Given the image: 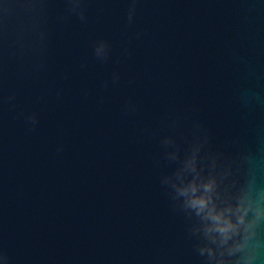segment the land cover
<instances>
[{
	"label": "water",
	"instance_id": "1",
	"mask_svg": "<svg viewBox=\"0 0 264 264\" xmlns=\"http://www.w3.org/2000/svg\"><path fill=\"white\" fill-rule=\"evenodd\" d=\"M73 2L0 0V262L205 264L168 153L264 185V0Z\"/></svg>",
	"mask_w": 264,
	"mask_h": 264
},
{
	"label": "clouds",
	"instance_id": "2",
	"mask_svg": "<svg viewBox=\"0 0 264 264\" xmlns=\"http://www.w3.org/2000/svg\"><path fill=\"white\" fill-rule=\"evenodd\" d=\"M78 7V0H74ZM104 47L101 42L99 52ZM196 136L185 148L171 149L177 161L163 177L179 206L194 217L191 231L205 264H255L264 252V185L258 182L250 153L239 161L205 148ZM2 264V262H0Z\"/></svg>",
	"mask_w": 264,
	"mask_h": 264
}]
</instances>
